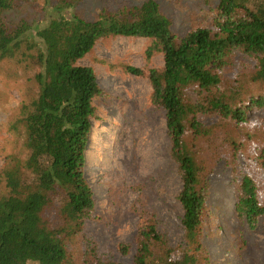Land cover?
<instances>
[{"label":"trees","instance_id":"16d2710c","mask_svg":"<svg viewBox=\"0 0 264 264\" xmlns=\"http://www.w3.org/2000/svg\"><path fill=\"white\" fill-rule=\"evenodd\" d=\"M60 0L59 15L35 28L31 14L6 20L21 0H0V62L25 63L34 72L36 95L16 115V144L5 157L15 188L0 193V264H221L205 245L213 174L233 178L236 212L246 228L264 215V0H205L213 25L186 34L173 30L162 0L113 9L93 17ZM146 38L147 65L125 64L147 77L152 109L164 112L169 153L182 181L181 241L173 244L155 209L132 206L138 216L131 242L103 251L88 231L98 218L86 173L97 102L105 91L96 70L81 63L102 39ZM245 160L239 169L241 159ZM236 239L247 248L243 230ZM135 247L132 254V248ZM264 264V260L263 263Z\"/></svg>","mask_w":264,"mask_h":264},{"label":"rangeland","instance_id":"374dc122","mask_svg":"<svg viewBox=\"0 0 264 264\" xmlns=\"http://www.w3.org/2000/svg\"><path fill=\"white\" fill-rule=\"evenodd\" d=\"M59 1L21 0L17 2L18 8L6 12L5 17L14 24L31 14L36 25L34 34L46 16L59 15ZM145 3L146 0H82L72 8L93 17L104 5L119 9ZM162 3L171 15L173 30L179 35L197 25H213L210 6L205 0H162ZM148 44L146 38L102 39L94 51L81 60L82 64L94 67L105 91L97 102L98 117L87 152L86 173L94 189L98 213L88 231L96 234L101 250L114 251L120 261L127 263L131 262L132 255L121 256L116 247L118 242H131L134 238L138 216L133 213L132 206L140 210L155 209L165 221L164 228L173 244L179 243L183 234L180 226L183 209L177 200L182 181L170 157L164 112L151 107L152 87L148 78L129 73L124 67L125 64L146 69L162 66V55L155 56L150 66L147 65L145 49ZM33 75L23 62H0V193L11 192L16 186L12 173L5 170L4 156L16 144L13 133H17L14 127L18 125L16 115L20 104L37 93ZM250 115L253 120H259L264 118V110H254ZM149 135L152 136L150 140L147 139ZM148 141L154 143L149 147V158L143 159L141 144H145L146 152ZM244 163L242 158L239 169ZM208 204L210 220L205 225V245L213 258L221 264H262L264 215L259 218L255 230L246 228L236 212L233 178L224 167L212 176ZM238 230H243L247 239V248L243 251L236 239Z\"/></svg>","mask_w":264,"mask_h":264},{"label":"bare ground","instance_id":"6f19581e","mask_svg":"<svg viewBox=\"0 0 264 264\" xmlns=\"http://www.w3.org/2000/svg\"><path fill=\"white\" fill-rule=\"evenodd\" d=\"M147 139L148 140H150V139H152V136H147ZM145 140V139H144ZM154 143V141H148V142H146V145H147V150H146V152H144V148H145V144H141V145H143V152H142V157H143V159H147V158H149L148 157V154H149V152L151 151L150 150V146L152 145ZM122 144H125L124 142L122 143ZM127 156V155H126ZM140 156H141V153L137 156V161L139 160V158H140ZM128 160V159H127ZM133 169V168H132ZM126 171H128V170H126Z\"/></svg>","mask_w":264,"mask_h":264}]
</instances>
